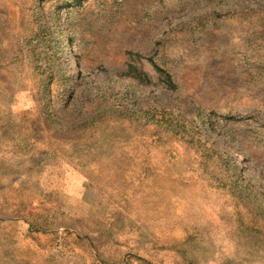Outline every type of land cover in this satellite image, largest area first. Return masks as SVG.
Segmentation results:
<instances>
[{"label": "rangeland", "instance_id": "obj_1", "mask_svg": "<svg viewBox=\"0 0 264 264\" xmlns=\"http://www.w3.org/2000/svg\"><path fill=\"white\" fill-rule=\"evenodd\" d=\"M129 254L264 264V0H0V264Z\"/></svg>", "mask_w": 264, "mask_h": 264}, {"label": "trees", "instance_id": "obj_2", "mask_svg": "<svg viewBox=\"0 0 264 264\" xmlns=\"http://www.w3.org/2000/svg\"><path fill=\"white\" fill-rule=\"evenodd\" d=\"M156 67H157V69L159 70V72H162V73L166 76V78H167L169 84H172V85H173L174 83H173V80H172L171 75H170L165 69L161 68L160 66L156 65ZM128 72H129V74H130L131 76H133V77L139 79L141 82H146V81L148 80V78H147V74H146L143 70H139L135 65H131V66L129 67V71H128ZM48 192L52 193L53 191H48ZM53 193H54V192H53ZM48 195H50V194H48ZM42 250H46L45 246H43ZM110 256H111V255H110ZM128 256H129V258L127 257V258L125 259V260H126V261H125L126 263L128 262L129 264H133L134 261L137 260L136 257H135V256H131V254H129ZM52 258H53V257H52ZM54 258H55L54 261H57L58 264H65V263H61V261H60L58 258H56V257H54ZM109 258H110V257H109ZM111 258H112V259L117 258V255H112Z\"/></svg>", "mask_w": 264, "mask_h": 264}]
</instances>
